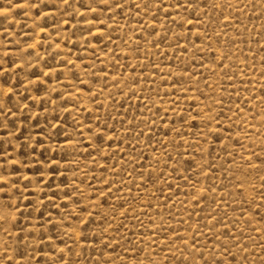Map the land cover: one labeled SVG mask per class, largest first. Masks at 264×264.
Returning <instances> with one entry per match:
<instances>
[{
  "label": "rangeland",
  "instance_id": "374dc122",
  "mask_svg": "<svg viewBox=\"0 0 264 264\" xmlns=\"http://www.w3.org/2000/svg\"><path fill=\"white\" fill-rule=\"evenodd\" d=\"M0 264H264V0H0Z\"/></svg>",
  "mask_w": 264,
  "mask_h": 264
}]
</instances>
